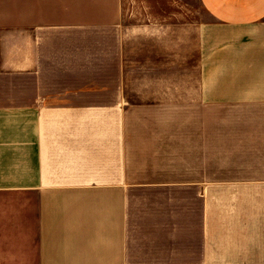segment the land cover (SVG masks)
<instances>
[{
  "label": "crops",
  "instance_id": "crops-1",
  "mask_svg": "<svg viewBox=\"0 0 264 264\" xmlns=\"http://www.w3.org/2000/svg\"><path fill=\"white\" fill-rule=\"evenodd\" d=\"M147 1L0 26V264H264V0Z\"/></svg>",
  "mask_w": 264,
  "mask_h": 264
},
{
  "label": "rangeland",
  "instance_id": "rangeland-1",
  "mask_svg": "<svg viewBox=\"0 0 264 264\" xmlns=\"http://www.w3.org/2000/svg\"><path fill=\"white\" fill-rule=\"evenodd\" d=\"M12 1H14L15 3V0H0L2 4V9H9L10 4L13 3ZM16 1L19 10L18 16L16 18H10L9 16H6L10 15L8 13L0 14V26L13 25L14 23H16L18 26H24L26 24V13L22 12L26 10V0ZM35 1L38 2L41 0ZM31 3V0H27V6L29 5V8L31 7ZM47 4L55 6L56 3L49 2ZM137 5V3H131L130 6L132 9L136 10L138 8ZM143 7L145 11L151 12V15L150 13H148L147 15L149 16H147V18L145 19L130 18V24L135 23L134 20L140 22H149L150 20L152 21L153 19H156L160 20L162 25L171 24V26H175L178 30L177 34L180 36L181 30L185 28L186 22L197 23L199 20L202 19L201 6L198 0H148L146 3L143 4ZM153 14H155V18L152 17ZM157 16L160 18H158ZM183 36H185V34Z\"/></svg>",
  "mask_w": 264,
  "mask_h": 264
}]
</instances>
